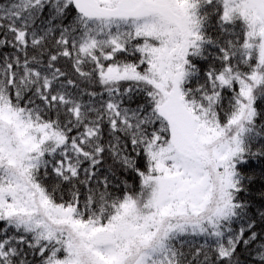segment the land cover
<instances>
[{
    "label": "snow or ice",
    "instance_id": "snow-or-ice-1",
    "mask_svg": "<svg viewBox=\"0 0 264 264\" xmlns=\"http://www.w3.org/2000/svg\"><path fill=\"white\" fill-rule=\"evenodd\" d=\"M0 264H264V0H0Z\"/></svg>",
    "mask_w": 264,
    "mask_h": 264
}]
</instances>
